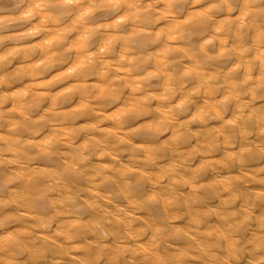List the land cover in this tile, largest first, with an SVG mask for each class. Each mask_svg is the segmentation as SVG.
<instances>
[{"label": "clouds", "instance_id": "clouds-1", "mask_svg": "<svg viewBox=\"0 0 264 264\" xmlns=\"http://www.w3.org/2000/svg\"><path fill=\"white\" fill-rule=\"evenodd\" d=\"M0 264H264V0H0Z\"/></svg>", "mask_w": 264, "mask_h": 264}]
</instances>
